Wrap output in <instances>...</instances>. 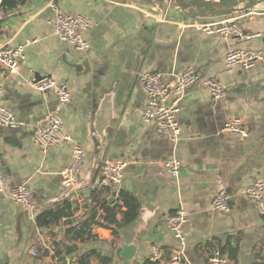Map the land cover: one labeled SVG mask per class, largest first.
Instances as JSON below:
<instances>
[{"label": "crops", "instance_id": "obj_1", "mask_svg": "<svg viewBox=\"0 0 264 264\" xmlns=\"http://www.w3.org/2000/svg\"><path fill=\"white\" fill-rule=\"evenodd\" d=\"M51 1L59 10L90 21L83 34L87 51L54 37L46 23ZM254 12L251 17L247 12L229 17L243 33L259 34L242 39L183 27L197 20L143 0H27L0 9V47L35 40L25 48L15 74L7 75L0 66V104L22 124L0 127V173L5 179L0 193V264H79L90 252L95 253L89 264H101L99 256L111 259V264L121 244L135 245L136 252L131 261L116 259L115 264H143L153 248L164 253L159 263L165 264V255L177 248L166 219L178 210L186 214L182 264H209L214 241L224 245L226 239L233 255L228 264H264V217L243 195L256 181L264 185V58L247 70L224 65V55L232 49L264 53V11ZM188 70L215 79L225 94L214 100L206 88H191L178 115L181 140L173 145L142 121L146 100L139 77L159 72L168 81ZM44 78L67 89L70 101L60 105L53 89L37 91L34 82ZM54 114L73 141H62L43 154L34 134ZM231 118L242 121L247 137L222 132ZM75 142L82 148L84 165L75 187L65 189L59 170L70 163ZM112 155L129 164L117 188H100L99 169ZM173 158L180 162L177 177L163 166ZM18 184L31 190L37 210L10 203L9 189ZM113 191L116 196L109 201ZM222 191L231 196L227 213L212 208L213 198ZM121 193L136 200L138 214L118 230L115 240L110 229L96 228V240L77 242L74 251L65 253L63 248L55 256L53 244L62 240L68 219L39 227V214L70 203L76 208L70 220L78 223L90 213L94 196L125 211ZM97 211L104 215L102 208ZM32 248L38 256L30 255Z\"/></svg>", "mask_w": 264, "mask_h": 264}, {"label": "built area", "instance_id": "obj_2", "mask_svg": "<svg viewBox=\"0 0 264 264\" xmlns=\"http://www.w3.org/2000/svg\"><path fill=\"white\" fill-rule=\"evenodd\" d=\"M51 14L47 17L46 23L52 29V33L60 42L71 45L77 51L85 52L89 49L88 42L84 39V32L90 27V21L82 15H71L59 10L57 5L51 1L48 4ZM258 12V11H256ZM263 12V11H262ZM254 11H248L247 15L252 16ZM151 15V14H150ZM146 13V16H150ZM197 20L192 23H185L183 27H194L197 30L208 34H218L223 37H239L242 39H252L259 37V34H245L234 19L223 17L218 19ZM35 40H27L14 46L5 44L0 47V66L7 75L15 74L19 68L21 60L24 59L25 48ZM264 53L261 50L232 49L224 55V65L226 68L235 66L242 69H250L258 61H262ZM141 89L145 95V106L141 112V119L144 123L154 127L156 133L166 135L173 145H177L181 140V123L178 115L181 105L187 97L188 91L194 86H201L208 90L214 100H220L225 94V88L215 79H204L197 76L193 71H184L175 75L173 79L163 80L159 72L143 73L139 77ZM34 88L43 92L49 89L55 91V97L60 105L70 101V93L62 86H57L51 78H44L34 82ZM1 96V94H0ZM21 122L17 120L12 112L0 104V127L18 128ZM222 132H230L247 137L242 121L239 118H231L222 127ZM71 142L70 135L64 133L63 124L58 115H48L45 121L36 129L34 143L43 154L51 148L56 147L60 142ZM70 163L59 170L60 183L65 189H73L78 182L79 174L84 165V156L81 146L73 143L70 152ZM128 160H114L104 163L99 169L96 184L100 188H117L122 180L124 170L128 166ZM169 174L174 177L179 175L180 162L173 158L163 163ZM218 183L221 182L217 176ZM5 188V179L0 173V193ZM264 185L256 181L243 190V195L253 202L257 213L264 217V199L262 193ZM8 199L14 206H24L29 210H37V202L31 190L25 184H18L9 189ZM231 196L225 192L218 193L212 201V208L221 213L230 210ZM186 223V214L183 210H178L166 219V227L177 242V248L165 255V264H182L183 251L186 245L182 232V227ZM264 252V245H263ZM30 255L38 256L35 249L30 250ZM164 255L157 248L152 249V256L149 261L160 264L159 259ZM209 264H227L226 255L221 254L216 248L208 258ZM47 264H56L49 262Z\"/></svg>", "mask_w": 264, "mask_h": 264}, {"label": "trees", "instance_id": "obj_3", "mask_svg": "<svg viewBox=\"0 0 264 264\" xmlns=\"http://www.w3.org/2000/svg\"><path fill=\"white\" fill-rule=\"evenodd\" d=\"M27 0H2L0 4V9L3 8H14L18 5L23 4ZM99 193H96V196H99ZM123 207L126 208L125 211L121 210V206L113 205L106 206V199H97L93 197L92 207L90 213L85 216L80 222L74 223L70 218L73 216L76 208H71L70 203H65L61 208L51 209L45 211L36 219L37 225L39 227H50L58 224L62 218H67L68 229L63 234L62 240L54 242L53 247L55 249V256H58L62 253V249H65V253H70L76 249L75 243L81 242H91L97 239L95 233L96 228H105L112 231V237L115 240L118 235V230L128 225L137 217L138 214V205L136 200L127 193H121ZM106 206V207H105ZM97 207L104 210V215H98ZM70 243V246L68 245ZM217 246V247H215ZM230 247L229 240H225L224 245L221 244L219 240L214 241L213 248L211 253L216 248H219L221 254L226 255L227 259L229 257L233 258L232 252L227 248ZM95 252H90L79 259V264H89V257ZM228 253V254H227ZM212 255V254H210ZM101 264H109L111 259L99 256ZM143 264H155L149 260H145ZM228 264V263H227ZM260 264V263H255Z\"/></svg>", "mask_w": 264, "mask_h": 264}, {"label": "water", "instance_id": "obj_4", "mask_svg": "<svg viewBox=\"0 0 264 264\" xmlns=\"http://www.w3.org/2000/svg\"><path fill=\"white\" fill-rule=\"evenodd\" d=\"M0 0V4H1ZM148 4L158 7H167L190 19H218L230 17L237 13L248 11H264V0H147ZM116 159L112 155L110 162ZM96 170L92 172L90 183L93 184ZM116 192H112L109 201L115 198ZM136 252V246L132 244H121L115 247V255L111 264L116 259L131 261Z\"/></svg>", "mask_w": 264, "mask_h": 264}, {"label": "rangeland", "instance_id": "obj_5", "mask_svg": "<svg viewBox=\"0 0 264 264\" xmlns=\"http://www.w3.org/2000/svg\"><path fill=\"white\" fill-rule=\"evenodd\" d=\"M143 1H147V0H143Z\"/></svg>", "mask_w": 264, "mask_h": 264}]
</instances>
